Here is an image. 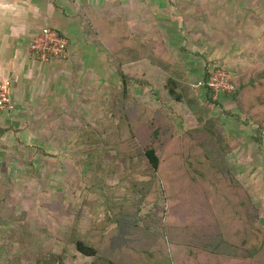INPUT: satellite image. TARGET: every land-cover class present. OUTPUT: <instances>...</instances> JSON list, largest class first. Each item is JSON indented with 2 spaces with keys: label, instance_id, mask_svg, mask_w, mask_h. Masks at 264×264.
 <instances>
[{
  "label": "rangeland",
  "instance_id": "374dc122",
  "mask_svg": "<svg viewBox=\"0 0 264 264\" xmlns=\"http://www.w3.org/2000/svg\"><path fill=\"white\" fill-rule=\"evenodd\" d=\"M236 1L238 10L210 17L207 29L186 22L172 37L171 24H153L151 38L166 42L192 86L208 66L233 80L264 68V0ZM143 31L135 32L148 38ZM102 62L97 81L92 72L76 86L67 76L38 104L46 109L15 111L0 123V264H264V249L241 261L222 243L236 210L264 229V111L257 122L235 94L212 105L206 88L194 89L208 113L202 120L220 119L241 141L226 157L236 184L198 186L180 159L186 134L204 126L202 113L169 96L168 75L149 62L124 68L127 90L110 53ZM150 146L162 162L156 173L143 156ZM78 241L99 255L85 257Z\"/></svg>",
  "mask_w": 264,
  "mask_h": 264
},
{
  "label": "crops",
  "instance_id": "0c3cea01",
  "mask_svg": "<svg viewBox=\"0 0 264 264\" xmlns=\"http://www.w3.org/2000/svg\"><path fill=\"white\" fill-rule=\"evenodd\" d=\"M234 1L0 0V82L10 83L13 100V109L2 113L0 123L15 111L22 113L49 103L58 94L56 86L64 83L67 76L76 86L92 72L95 76L91 79L98 80L96 72L103 68L102 60L109 53L96 35L95 26L102 24L103 19H125L134 32L144 28L148 38L152 37L153 24H171L175 30L173 37L180 32L178 27L184 30L178 24L186 22L203 23L207 29L204 24L212 22L210 17L235 12L227 7L239 9L240 1ZM45 26L56 29L68 40L67 59L40 63L31 57V44ZM43 109L46 107H38L37 113Z\"/></svg>",
  "mask_w": 264,
  "mask_h": 264
},
{
  "label": "trees",
  "instance_id": "16d2710c",
  "mask_svg": "<svg viewBox=\"0 0 264 264\" xmlns=\"http://www.w3.org/2000/svg\"><path fill=\"white\" fill-rule=\"evenodd\" d=\"M102 22V24L99 23L103 26L102 30L99 24L95 26L96 35L100 43L111 54L121 78L127 75L124 74L125 67L147 61L168 75L167 92L169 96L173 97L176 102L196 107L197 112L202 113L199 120L201 124L204 123V126L202 125L203 127L198 130L189 131L184 137L185 151L180 159L183 162L181 169L184 176L198 186L203 185L201 182L206 181V186L215 190L232 188L236 181L233 180L226 157L239 147L241 141L227 136L220 119H211L208 122H204L205 119L202 120V117L208 114L203 110L205 103L194 92L188 72L179 62L178 57L171 53L166 42H158L152 38H143L137 35L125 19L115 21L103 19ZM209 77L210 69L208 66L205 68L204 81L208 82ZM126 78L122 79L125 90L128 89V78ZM232 83L235 86V91L232 94H235L243 113L249 117L248 119L259 122L258 119L264 111V68H256L246 77L232 79ZM140 85L145 84L141 82ZM206 91L207 102L212 105L219 104L217 101L215 102L213 94L208 88ZM256 93L260 94L256 95ZM4 132L5 130H2L0 133ZM143 156L151 170L156 173L162 163L157 149L153 146L147 147ZM236 193L234 192L232 196H235ZM245 199L248 198L245 196L243 201ZM235 214L238 216L237 220L230 221L235 226L233 229L227 228L222 243L225 246H230L228 255L231 257L241 261L252 260L264 249V229L256 220H253L250 212L236 210ZM76 248L85 257H97L99 255L94 246L87 245L83 241H78ZM191 251L193 249L184 253L189 255ZM108 263L111 264V262ZM182 264L195 263L184 260Z\"/></svg>",
  "mask_w": 264,
  "mask_h": 264
},
{
  "label": "built area",
  "instance_id": "2783aa9c",
  "mask_svg": "<svg viewBox=\"0 0 264 264\" xmlns=\"http://www.w3.org/2000/svg\"><path fill=\"white\" fill-rule=\"evenodd\" d=\"M68 40L51 26H45L34 39L30 47L31 57L40 63H50L54 60H64L68 57ZM208 88L213 98L223 93H232L235 86L232 78L221 68L210 71L208 82L204 80L193 85L195 90ZM13 109L12 90L9 82H0V116L6 110Z\"/></svg>",
  "mask_w": 264,
  "mask_h": 264
}]
</instances>
